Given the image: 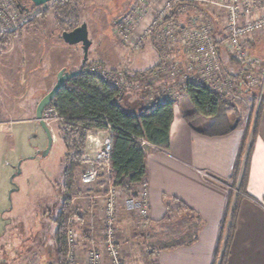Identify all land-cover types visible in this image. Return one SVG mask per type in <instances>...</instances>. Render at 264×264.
I'll return each mask as SVG.
<instances>
[{"label": "rangeland", "instance_id": "1", "mask_svg": "<svg viewBox=\"0 0 264 264\" xmlns=\"http://www.w3.org/2000/svg\"><path fill=\"white\" fill-rule=\"evenodd\" d=\"M133 2L135 0H71L68 11L65 10V13L58 17V22V20H55V12L51 1L46 5L29 9V12H26L23 7L17 6V0H0V32L14 31V34H16L24 28H29L32 31L39 30L41 34L45 32L47 38L50 37L51 41H55L54 50L50 46L48 51V53L51 52L50 56L48 54L44 63H35L34 61L23 64L24 67L36 68L37 70L35 72L37 78L29 79L28 84L26 83L28 88H26V85H18V77L21 76V81L25 82L24 73L28 71H21L18 63L0 62V264H59L53 236L55 228L53 217L56 215L64 195L65 148L58 136L60 121L49 118L46 122L52 134V145L46 156L41 155L47 145V135L35 118V107L39 99L49 90L51 84L55 82L58 71L55 67L58 61L59 63H65L70 72L81 66L83 56L81 45H69L61 38L64 21L71 22L72 10L75 9L80 24L86 22L88 35L92 41L87 64L98 60L95 58L99 57L108 67L116 68L120 72V69L126 67L140 68L153 63L156 58L154 53L152 58L148 59L141 51L149 44L156 49L157 53L161 51L164 56L167 54L172 55L173 51L182 50L180 44L177 43L172 46L169 43H163V38L160 36L153 35L147 36L145 42L136 48L124 43L118 36L116 23L123 13L129 10ZM45 10L48 11L47 14L41 15L40 11ZM6 11L14 16L9 18ZM152 15L153 8L148 11L147 18L150 19ZM224 16L225 12L213 5L190 4L181 10H175L167 17V20H172L178 28L184 27L185 29L190 28L193 20L198 17H201L202 21H208L213 33L212 36L219 44V54H224L228 59L234 55L226 45V35L222 23ZM20 20H23V22H20ZM141 22L143 23V21ZM142 27L141 23L138 24V27L136 26L138 29L135 34H132L133 39L137 34L139 35V30H142ZM245 41L244 46L248 53L259 59L254 68L257 84L254 87L243 85L240 89L235 88L234 93L229 97L233 100L239 112L248 111L250 120L247 124L250 122L252 125L260 95L264 96V30L249 35ZM47 42V39H43V44L47 45ZM56 42L62 44L64 49L59 50ZM4 46L5 44L0 43V54L3 57L8 56L13 50L9 47L10 52L9 50L4 52ZM12 53H15V49ZM178 60L182 65L185 64L182 59L178 58ZM11 82H16L15 86L12 87ZM145 84H147V81L139 80L138 85L140 88L144 87ZM132 90L135 91V88ZM149 91L151 94L157 92L153 87L152 89L149 88ZM254 94H257L255 101L252 100ZM178 95L177 93L176 96ZM128 96L129 91L126 89L123 101L134 107L135 103H132L134 96ZM33 155L36 156L31 158ZM20 160V172L17 173L16 165ZM80 169H82V166L77 172L79 191L72 195V204L76 215V210L82 207V203L86 202L89 205L90 202L94 201L93 204L96 205L102 199V193H96L97 187L95 185L90 186L80 183ZM107 180L108 177L105 175L104 188L110 184ZM229 181L231 180L229 179ZM14 187L15 189L11 190ZM234 190L236 191V189ZM119 191V206L123 204L122 206L128 209L127 201L129 200L122 194L120 189ZM137 191L138 188L136 194ZM130 210L135 217L129 220L127 218V229L132 237L137 238L136 240L144 239V241H140V249H148L149 246L159 249L158 244L153 242L162 232H166V235L161 234L159 238L161 237L164 242L171 243V239L167 236L173 232L172 230L170 233L168 227L162 228V226L157 225L158 228H155L151 226L149 217L139 218L137 212L134 211L136 210L134 203L131 205ZM76 215L69 218L68 228H76V223L79 221V217L77 218ZM181 217L183 215L176 216L171 221L172 224L176 222L174 228L182 226ZM189 224L191 223L189 222ZM118 226L117 235L118 233L120 235ZM150 238L154 241H148ZM77 241L79 242V239ZM117 246L124 262L123 249L119 245ZM75 249L73 250L75 251ZM76 253H78L77 260L73 264H80L78 262L80 253L77 249ZM83 256V253H81L80 257ZM66 263L69 264V262ZM147 264L154 263L151 259H148Z\"/></svg>", "mask_w": 264, "mask_h": 264}, {"label": "crops", "instance_id": "2", "mask_svg": "<svg viewBox=\"0 0 264 264\" xmlns=\"http://www.w3.org/2000/svg\"><path fill=\"white\" fill-rule=\"evenodd\" d=\"M43 39L48 40L47 45L43 44ZM54 42L50 40V37H46L45 32L41 34L39 30L32 31L29 28H24L9 37L5 43L4 52H7L9 47L13 50L10 54L8 53L10 57L4 56V58L0 54V58H2L0 62L18 63L21 71H28L24 73L25 82L21 81V76L18 77V85H26V88H28V80L37 78L35 76L37 70L36 68L24 67L23 64L34 61L35 63H44L48 54L50 56L51 52L48 53L50 46L52 49L55 46ZM56 43L59 50L64 49L62 44ZM14 49L15 53H12ZM141 51L148 59L152 58L154 53L156 56L155 61L153 60V63L140 68L126 67L125 69L150 71L160 63V52L157 53L156 49L150 44ZM172 57L186 60V55L182 50L173 51ZM219 57L221 65L233 79L235 88H242V76L238 75L241 69L240 66L233 62L231 57L227 59L222 53L219 54ZM95 59L102 62L108 69H116L108 67L99 57ZM55 68L58 71L62 68L68 71L65 63H59V61ZM178 77L171 78L168 74H163L152 83V87L157 91L156 96L158 98L164 86L177 88L179 95L174 98L168 149L151 146L147 153V174L144 179L148 184V217L150 225L158 228L157 221L162 218L166 211L165 200L168 197L176 196L194 210V216L185 214L191 224L188 223L181 234L192 235L196 231V236L185 244L174 248L161 249L152 258L148 257L146 248H139L140 241H144V239L136 240L137 238L132 237L128 232L127 218L129 220L135 215L130 210V201H127L128 209H125L122 206L123 204L118 207L119 217L117 222V225H119L118 232L121 233L117 235V243L123 249L125 264H147L148 259H151L154 264H212L214 260L221 222L226 210V184H228L232 172L242 132L250 116L248 118V111H240L239 124L225 135L208 136L199 133L187 123L183 116L184 109L180 101L183 100L181 92L185 84L179 87L174 86ZM11 83L13 84H11L12 87L16 84V82ZM53 84H51V87ZM45 86L47 87V84ZM140 89L135 88L136 91ZM190 109L191 107L187 105L185 110ZM210 121L211 118L205 119L197 127L203 128ZM89 134L95 137L96 140L101 141L106 131L105 128H102ZM85 148V151L91 156L96 150V145L94 142L86 140ZM104 177V175H101L96 182L90 184V186L95 185L97 187L95 191L98 194L103 193L105 189ZM137 188L138 184L136 185ZM93 203L94 201L90 202L89 205L86 202L82 203V207L76 210V217H79L76 230L79 236L78 252L80 255L81 253L85 255L87 249L97 245L102 239V213L99 203L96 205ZM195 221L200 222L197 228L193 224ZM80 255L78 262L84 264V256L81 258ZM225 264H264V100L260 109L250 158L246 194L242 195L239 202L235 230L230 241Z\"/></svg>", "mask_w": 264, "mask_h": 264}, {"label": "trees", "instance_id": "3", "mask_svg": "<svg viewBox=\"0 0 264 264\" xmlns=\"http://www.w3.org/2000/svg\"><path fill=\"white\" fill-rule=\"evenodd\" d=\"M51 4L55 12V20L59 22L58 17L65 13V10L68 11L71 0H51ZM47 12V10L40 11L41 15H45ZM75 12V9L72 10L73 21L72 19L71 22L64 21L66 25L63 24V30H71L80 24V19ZM14 33V31L0 32V43L5 44ZM231 60L240 66L238 75L242 76L247 69L244 67V63L234 56H231ZM87 63L83 67H79L81 71L78 75L64 82L52 101L55 111L62 117V120H59L58 136L65 148L64 195L62 203L53 217L55 225L53 236L59 264H67L69 218L76 215L72 204V195L79 191L77 172L84 162L83 154L87 134L105 128L107 125L110 126L111 151L107 181L118 187L122 194L133 202L136 201L137 197L136 185L147 174L146 157L150 150L149 147L142 146L138 138H143L152 146L161 149H168L170 143V125L173 119L175 100H160L156 96L157 93L151 94L149 88L152 89L153 85L148 82L139 91L132 90L134 88L131 85L132 79L145 71L120 69L123 82L121 88H117L102 78L89 73L85 69ZM111 70L117 71V69ZM253 71L256 72L255 69ZM126 89L129 91L128 97L134 96L132 100V103H135L134 107L123 101ZM181 94L183 95V100L180 101L184 109L183 116L187 123L199 133L208 136L225 135L239 124V111L233 100L227 94L211 90L204 81L186 83ZM255 99H257V94L252 95V100L255 101ZM263 100L264 96L261 94L253 124L251 125L249 122L242 132L229 178L231 186L234 188L227 193L226 210L221 222L212 264H225L228 256L239 202L242 195L246 194L250 158ZM187 105L191 107L190 110H185ZM208 118H211V121L207 126L197 127ZM165 208L166 211L162 218L157 221V225L162 226V228L168 227L170 233L171 230L173 231L167 236L171 239V243L164 242L161 237L159 238L161 234L166 235V232L159 234L155 238L156 241L150 238L148 241H154L153 243L158 244L159 248L155 249L150 246L148 249L146 248L147 255L151 258L161 249L177 247L193 240L196 236V231L192 235L181 234L183 228L189 223L185 214L194 216L192 208L176 196L168 197L165 200ZM183 214L184 216L181 217L182 226L174 228L176 222L172 224L171 221L176 216ZM193 224L197 228L200 222L195 221ZM149 244L151 243L149 242Z\"/></svg>", "mask_w": 264, "mask_h": 264}, {"label": "built area", "instance_id": "4", "mask_svg": "<svg viewBox=\"0 0 264 264\" xmlns=\"http://www.w3.org/2000/svg\"><path fill=\"white\" fill-rule=\"evenodd\" d=\"M190 4L213 5L221 8L225 12L222 20L226 35V45L233 52L235 58L244 63L246 71L242 75V84L246 87H254L257 84L256 74L253 71L259 59L250 55L245 48V39L250 35L264 30V0H135L128 11H125L116 27L118 36L127 45L134 48L139 47L145 42L146 37L160 36L163 43L180 44L182 51L186 55L185 64H181L178 59H174L171 54H164L160 51V63L150 71L143 72L132 79L131 85L134 88L139 87V80L142 79L148 83L158 80L163 74H168L171 78L180 75L174 86L188 82L204 81L208 87L220 93L232 95L235 90V84L231 76L225 71L220 62L218 42L212 36V30L209 22L198 17L193 20L191 27L178 28L172 20L167 17L175 10H181ZM153 8V15L147 18L148 11ZM11 18L12 15L6 11ZM16 17V16H15ZM199 20H201L199 22ZM209 20V18H207ZM143 21V23L141 22ZM23 22V20H20ZM142 24V30L139 35L133 39L132 34L137 32L136 26ZM6 29V27H5ZM180 34V36H179ZM245 41V42H244ZM165 48V47H164ZM104 81L121 88L123 76L118 71L108 69L100 61H93L85 68ZM142 77V78H140ZM263 88V86H262ZM177 88L163 87L159 99L163 101L174 100L177 95ZM62 120L55 111L53 102L48 104L43 111V119ZM47 123V122H46ZM106 134L101 141L96 140L89 133L87 139L94 142L96 150L90 156L84 149V162L79 173V181L83 185H90L97 181L101 175H109V155L111 151V129L105 127ZM142 146L151 147L143 138H138ZM231 187V182L226 184V191ZM102 199L99 203L102 213V239L97 245L86 250L84 255V264H124L121 259V252L117 246V217L120 201L119 188L111 183L104 189ZM130 201V200H129ZM137 202L134 208L137 216L141 219L148 217V184L145 179L138 183ZM133 202V203H132ZM78 234L75 227L68 228L67 243L68 253L67 262L75 263L78 253ZM74 248L75 251L73 250Z\"/></svg>", "mask_w": 264, "mask_h": 264}, {"label": "water", "instance_id": "5", "mask_svg": "<svg viewBox=\"0 0 264 264\" xmlns=\"http://www.w3.org/2000/svg\"><path fill=\"white\" fill-rule=\"evenodd\" d=\"M51 0H28V5L24 7V11H28L29 9H33L35 7L46 5ZM17 6H20V3H17ZM61 38L63 41L69 45L73 44H80L81 48L83 50V56L81 59V67L85 65V63L88 61V52L89 48L92 44V41L89 38L88 35V28L86 22H82L75 28L71 30H63L61 32ZM81 71V68H78L73 71H67L65 69H60L56 74V80L53 84V86L50 88L48 92H46L37 102L35 107V118L40 124V126L45 130L47 135V145L44 148V150L41 152L42 156H46L50 150V147L52 145V134L50 131V128L46 121L43 119V111L45 107L50 104L53 99L55 98L58 90L62 87L65 81L69 80L70 78L78 75ZM36 155L31 156V158H34ZM20 163L21 160L17 163V173L20 172ZM12 179V177H11ZM12 188L11 190H14Z\"/></svg>", "mask_w": 264, "mask_h": 264}, {"label": "flooded vegetation", "instance_id": "6", "mask_svg": "<svg viewBox=\"0 0 264 264\" xmlns=\"http://www.w3.org/2000/svg\"><path fill=\"white\" fill-rule=\"evenodd\" d=\"M17 3H20V7H25L28 5V0H17Z\"/></svg>", "mask_w": 264, "mask_h": 264}]
</instances>
